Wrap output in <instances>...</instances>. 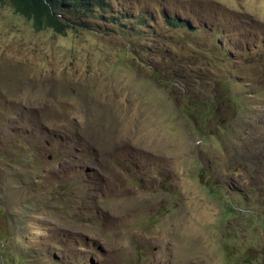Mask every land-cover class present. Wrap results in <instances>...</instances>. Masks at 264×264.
Masks as SVG:
<instances>
[{
	"label": "rangeland",
	"instance_id": "1",
	"mask_svg": "<svg viewBox=\"0 0 264 264\" xmlns=\"http://www.w3.org/2000/svg\"><path fill=\"white\" fill-rule=\"evenodd\" d=\"M80 1L0 0V264H264V0Z\"/></svg>",
	"mask_w": 264,
	"mask_h": 264
},
{
	"label": "trees",
	"instance_id": "2",
	"mask_svg": "<svg viewBox=\"0 0 264 264\" xmlns=\"http://www.w3.org/2000/svg\"><path fill=\"white\" fill-rule=\"evenodd\" d=\"M14 6L16 13L20 14L28 20H32L36 28L51 27L58 31H61L64 27L62 23L58 21V15L62 13L63 8L70 6L82 7L80 0H10ZM88 4V3H85ZM168 25L173 28L186 29L188 23L177 17L168 18ZM147 20V16H143L142 22ZM190 31L195 29L189 25ZM193 29V30H192Z\"/></svg>",
	"mask_w": 264,
	"mask_h": 264
}]
</instances>
